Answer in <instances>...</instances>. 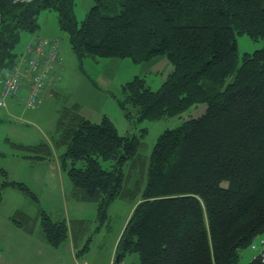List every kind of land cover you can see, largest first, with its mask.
Returning <instances> with one entry per match:
<instances>
[{
  "label": "trees",
  "instance_id": "trees-1",
  "mask_svg": "<svg viewBox=\"0 0 264 264\" xmlns=\"http://www.w3.org/2000/svg\"><path fill=\"white\" fill-rule=\"evenodd\" d=\"M92 1L78 22L75 0H0V78L24 56L17 50L21 35L35 34L43 10L56 13L79 61L166 55L173 70L159 89L138 77L122 85L118 105L126 119L179 117L198 104L205 112L163 131L146 160L140 137L119 134L106 116L93 123L65 108L55 142L60 167L76 199L97 205L101 223L112 202L137 198L121 235V259L133 252L139 264H238L240 252L264 233V0ZM242 34L262 47L240 57ZM13 146L37 159L48 151ZM138 161L143 169L132 186L125 168ZM6 177L0 168V200L5 187L36 200ZM40 228L55 249L69 237L65 221L42 210ZM247 264L264 261L256 255Z\"/></svg>",
  "mask_w": 264,
  "mask_h": 264
},
{
  "label": "rangeland",
  "instance_id": "rangeland-1",
  "mask_svg": "<svg viewBox=\"0 0 264 264\" xmlns=\"http://www.w3.org/2000/svg\"><path fill=\"white\" fill-rule=\"evenodd\" d=\"M92 5V0H75L74 15L78 22L85 18ZM37 23L39 29L34 35H21L18 52L24 54L33 37L38 36L56 39L60 55L49 79L54 85L44 90L38 108L26 109L22 101L11 108L10 99H6V108H0V168L6 172L8 181L24 184L36 198L34 201L14 187H5L1 192L0 264H115L121 235L137 198L131 195L112 202L103 223L95 203L76 199L67 173L59 164L62 148L55 144L59 113L65 108L73 109L93 123L106 116L119 134L140 137L143 147L139 155L148 160L163 131L176 128L190 117H199L205 112V105L191 107L179 117L132 122L118 105L122 85L138 77L152 90L159 89L173 70L167 56L157 55L141 62L87 56L79 61L71 50L67 34L58 28L54 11H41ZM236 44L242 57L260 49L263 42L242 34L236 36ZM13 144L44 145L47 155L37 159L34 153L18 150ZM140 167L142 170L138 161L125 168L132 186L140 180ZM40 210L52 221H65L69 228V237L57 249L48 246L43 238ZM263 242L264 233L240 252L238 264H247L258 255ZM119 264H139L138 257L127 252Z\"/></svg>",
  "mask_w": 264,
  "mask_h": 264
},
{
  "label": "built area",
  "instance_id": "built-area-1",
  "mask_svg": "<svg viewBox=\"0 0 264 264\" xmlns=\"http://www.w3.org/2000/svg\"><path fill=\"white\" fill-rule=\"evenodd\" d=\"M58 59L59 49L55 40H34L11 73L0 78V108L6 106V99L22 92L24 107L36 109L41 103L43 90L49 85L52 63ZM262 245L257 256L264 261V243Z\"/></svg>",
  "mask_w": 264,
  "mask_h": 264
},
{
  "label": "water",
  "instance_id": "water-1",
  "mask_svg": "<svg viewBox=\"0 0 264 264\" xmlns=\"http://www.w3.org/2000/svg\"><path fill=\"white\" fill-rule=\"evenodd\" d=\"M125 241H126V237H124V239L122 240V242L120 243V245L117 248V252H116V255L114 257V263L115 264H119Z\"/></svg>",
  "mask_w": 264,
  "mask_h": 264
},
{
  "label": "crops",
  "instance_id": "crops-1",
  "mask_svg": "<svg viewBox=\"0 0 264 264\" xmlns=\"http://www.w3.org/2000/svg\"><path fill=\"white\" fill-rule=\"evenodd\" d=\"M50 85H51V86L54 85L53 80H51V82H49V85H48L46 88L49 89ZM46 88H45V89H46ZM45 89H44V90H45ZM43 92H44V91H43ZM11 101H12V102H10V107L13 108V106L16 105V103L19 102V101H21V100H20V99H11ZM8 110H9V109H8ZM8 110H6V112H8Z\"/></svg>",
  "mask_w": 264,
  "mask_h": 264
}]
</instances>
